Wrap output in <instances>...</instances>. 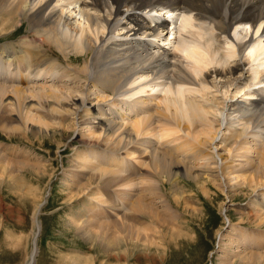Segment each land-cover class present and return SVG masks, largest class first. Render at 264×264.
Returning a JSON list of instances; mask_svg holds the SVG:
<instances>
[{"label": "bare ground", "instance_id": "1", "mask_svg": "<svg viewBox=\"0 0 264 264\" xmlns=\"http://www.w3.org/2000/svg\"><path fill=\"white\" fill-rule=\"evenodd\" d=\"M165 10L173 13L165 15ZM23 23L31 35L25 42L27 56L21 57L24 84L0 82V109L13 107L23 123L37 120L42 125L33 113L39 107L52 114L66 113L71 106L82 122L78 125L93 135L102 129L104 143L90 155L104 166L84 156L82 165H75L89 175L91 187L96 176L101 177L97 192L82 185L78 191L94 200L84 204L77 218L83 233L98 221L96 228L111 223L118 234L138 242L144 236V243L149 242L148 232L155 229L149 220L157 219L148 206L156 196L152 180H147L150 173L171 180L184 176L201 189L203 178L222 176L231 191H264V0H0V28L13 30ZM34 38L62 55L74 53L78 63L65 67V81L82 79L91 87L75 94L65 86L45 91V85L42 91L50 99L39 98L35 86H29L30 78L48 59L34 58ZM46 67L40 81H64ZM6 77L0 74V81L16 80ZM94 89L105 96H97ZM129 105L133 109H126ZM227 148L226 159L216 152ZM132 158L138 164L149 159L151 172L131 178L136 165ZM134 183L144 188L139 192ZM104 188H117V195L123 192L126 197L112 205L103 196ZM123 202L132 206L125 211ZM254 203L264 206V198ZM116 216L118 220L108 224ZM250 233L234 228L230 238L246 240L250 235L252 240ZM36 252L35 242L30 264Z\"/></svg>", "mask_w": 264, "mask_h": 264}, {"label": "rangeland", "instance_id": "2", "mask_svg": "<svg viewBox=\"0 0 264 264\" xmlns=\"http://www.w3.org/2000/svg\"><path fill=\"white\" fill-rule=\"evenodd\" d=\"M2 30L0 28V74L13 76L16 80L8 82L3 79L0 82L7 86L22 85L21 57L27 56L25 42L31 37L30 32L26 25ZM31 41L35 54L38 51L36 56L41 54V58L46 57L48 64L53 65L52 76L64 80L40 81L45 77H42L44 70L32 73V76L35 75L33 78H39L36 80L40 82L33 83V80L29 86H35L34 91L38 94H34L39 95V98L50 99V95L45 92L50 86L52 89L65 86L67 90L74 89L75 94L91 87L82 79L77 80V83L65 81L68 79L63 75V68L65 70L68 64L78 63V58L72 57L74 53L65 56L41 43L42 39L34 38ZM2 48L5 58L1 56ZM53 60H59L60 67ZM18 74L20 78L17 80ZM45 85L47 89L42 91ZM94 91L97 96H105L99 90ZM40 108L33 113L44 122L42 125L37 120L34 124L32 121L23 123L13 107L0 109V264H30L35 242L37 252L32 264H264V206L254 203L264 198V191L249 188L231 191L226 186L227 178L220 180L222 176L203 178L199 183L205 185L202 189L198 185H190L184 176L173 177V180L166 175L152 178V173L150 177L147 175L149 172H145H151L147 165L149 159L138 164L132 158L133 164L137 166L131 172V178L134 176V179L147 175L148 182L152 180V184H149L155 188L156 196L151 198L148 206L150 211H154L150 214H155L159 220H149L155 228L151 233L148 232L149 242L144 243V236H141L142 242H138L131 240V235L118 234L110 223L118 216L108 219L110 224L99 227L100 230L96 228L98 221H92L94 227L85 231L88 234L83 233L77 218L85 211L84 204L94 200L78 191L84 186L89 188L90 193L97 192L98 189L94 188L100 184L101 177L96 176L97 180H93L94 185L91 187L89 175H82L76 166L82 165L83 156L94 160L93 165L104 166L94 155H90L104 143V137L100 135L102 129L98 128L93 135L88 127L78 125L82 122L74 116L71 106H68L66 113L61 111L63 114H50L47 107ZM103 109L108 111L110 108L104 106ZM126 109L133 108L129 105ZM41 128L43 132L38 130ZM156 143L161 146L160 138ZM216 152L224 159L229 154L228 148L217 149ZM135 184L133 189L139 192V187L144 188ZM115 189L110 192L103 189L104 198L111 200L112 205H117L116 201L126 197L123 192L121 196L117 195L120 190L115 192ZM127 204L123 202L125 211L132 206ZM103 209L111 212V208L104 206ZM111 215L115 216L113 212ZM234 228L251 232L254 241L249 240L250 235L246 240L240 237L231 239Z\"/></svg>", "mask_w": 264, "mask_h": 264}]
</instances>
